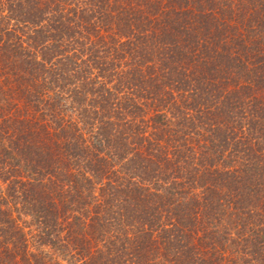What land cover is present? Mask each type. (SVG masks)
Here are the masks:
<instances>
[{"label":"trees","instance_id":"trees-1","mask_svg":"<svg viewBox=\"0 0 264 264\" xmlns=\"http://www.w3.org/2000/svg\"><path fill=\"white\" fill-rule=\"evenodd\" d=\"M0 264H264V0H0Z\"/></svg>","mask_w":264,"mask_h":264}]
</instances>
